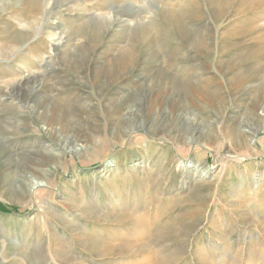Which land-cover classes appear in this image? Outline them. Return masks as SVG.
I'll return each mask as SVG.
<instances>
[{"label":"rangeland","instance_id":"1","mask_svg":"<svg viewBox=\"0 0 264 264\" xmlns=\"http://www.w3.org/2000/svg\"><path fill=\"white\" fill-rule=\"evenodd\" d=\"M0 264H264V0H0Z\"/></svg>","mask_w":264,"mask_h":264},{"label":"bare ground","instance_id":"2","mask_svg":"<svg viewBox=\"0 0 264 264\" xmlns=\"http://www.w3.org/2000/svg\"><path fill=\"white\" fill-rule=\"evenodd\" d=\"M185 162H187V160H183L182 162H181V164L183 163H185ZM186 165V164H185ZM194 170H195V175H196V177H201V178H205V177H207L208 176V174H209V170L210 169H204V170H202L201 168H199L198 166H195L194 167Z\"/></svg>","mask_w":264,"mask_h":264}]
</instances>
